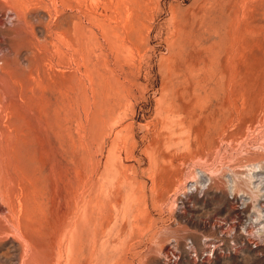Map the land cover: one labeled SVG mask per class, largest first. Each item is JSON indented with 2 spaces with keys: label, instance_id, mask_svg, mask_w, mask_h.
<instances>
[{
  "label": "rangeland",
  "instance_id": "374dc122",
  "mask_svg": "<svg viewBox=\"0 0 264 264\" xmlns=\"http://www.w3.org/2000/svg\"><path fill=\"white\" fill-rule=\"evenodd\" d=\"M0 71V264H264V0H0Z\"/></svg>",
  "mask_w": 264,
  "mask_h": 264
},
{
  "label": "bare ground",
  "instance_id": "6f19581e",
  "mask_svg": "<svg viewBox=\"0 0 264 264\" xmlns=\"http://www.w3.org/2000/svg\"><path fill=\"white\" fill-rule=\"evenodd\" d=\"M54 3H55V2H54ZM15 4H16V3H14V2H11V3H10L11 6H14ZM15 6H16V5H15ZM15 6H14V7H15ZM17 9H20V8H17ZM16 11H18V10H16ZM17 14H19V13H17ZM0 73H1V71H0ZM2 73H3V72H2ZM4 73H5V72H4ZM1 79H2V78H1ZM8 80H9V79H8ZM0 82H1V80H0ZM13 82H15V81H13ZM13 82H11V83L13 84ZM11 86H12V85H11ZM183 124H184V123H183ZM108 191H109V190H108ZM0 205H1V204H0ZM17 210H18V209H17ZM19 210H20V209H19ZM79 212H80V211H79ZM78 216H79V215H78ZM105 223H106V222H105ZM208 240H209V239H208ZM211 248H212V247H211ZM166 249H167V248H164L163 251H166ZM164 253H165V252H164ZM169 253H170V252H169ZM166 255H167V254H166ZM170 259H171V257H170ZM170 261H171V260H170Z\"/></svg>",
  "mask_w": 264,
  "mask_h": 264
}]
</instances>
